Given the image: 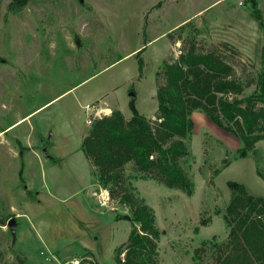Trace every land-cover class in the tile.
I'll return each mask as SVG.
<instances>
[{
	"label": "rangeland",
	"instance_id": "rangeland-1",
	"mask_svg": "<svg viewBox=\"0 0 264 264\" xmlns=\"http://www.w3.org/2000/svg\"><path fill=\"white\" fill-rule=\"evenodd\" d=\"M9 1L0 0V264H57L83 254L114 264L131 228L120 216L130 210L108 190L103 195L82 151L88 119L106 108L129 118L131 100L154 117L155 71L183 47L179 32H168L186 21L185 43L196 30L198 50L217 49L251 82L249 92L264 68V0H29L17 11ZM194 112L180 159L191 194L158 182L155 171L124 165L132 198L154 212L159 264H218L227 181L264 197L257 174H264V140L238 157V137Z\"/></svg>",
	"mask_w": 264,
	"mask_h": 264
},
{
	"label": "trees",
	"instance_id": "trees-1",
	"mask_svg": "<svg viewBox=\"0 0 264 264\" xmlns=\"http://www.w3.org/2000/svg\"><path fill=\"white\" fill-rule=\"evenodd\" d=\"M28 2L10 0L8 9L17 11ZM188 24L186 21L168 32H179L183 47L176 58L165 60L155 71V116L143 115L131 100L129 118L117 108L91 117L81 142L98 184L108 190L110 198L118 196L120 203L129 206L130 214L120 218L129 220L131 228L126 240L115 248L114 264H159L154 212L147 204L135 202L124 185L126 163L132 162L144 174L155 171L158 182L189 195L193 183L180 159L188 154L186 139L192 134L193 111L204 112L213 123L238 137V157L254 153L256 143L264 140V68L254 73V87L245 93L251 82L240 79L217 49L198 50L196 30L185 43L180 33ZM138 61L141 68L142 59ZM160 78L164 81L159 82ZM257 174L264 179L259 170ZM227 186L231 196L222 217L228 233L224 241L216 243V261L264 264V197L250 194L237 181L229 180Z\"/></svg>",
	"mask_w": 264,
	"mask_h": 264
},
{
	"label": "built area",
	"instance_id": "built-area-1",
	"mask_svg": "<svg viewBox=\"0 0 264 264\" xmlns=\"http://www.w3.org/2000/svg\"><path fill=\"white\" fill-rule=\"evenodd\" d=\"M96 116V115H93ZM92 116V117H93ZM91 122V118L88 119ZM59 264H96V259L90 254H83L81 256H74L64 261L58 262Z\"/></svg>",
	"mask_w": 264,
	"mask_h": 264
},
{
	"label": "water",
	"instance_id": "water-1",
	"mask_svg": "<svg viewBox=\"0 0 264 264\" xmlns=\"http://www.w3.org/2000/svg\"><path fill=\"white\" fill-rule=\"evenodd\" d=\"M131 97L134 98V94L131 92ZM7 225L9 226V228L11 229V232L14 233L15 232V219L14 218H10L7 221Z\"/></svg>",
	"mask_w": 264,
	"mask_h": 264
},
{
	"label": "bare ground",
	"instance_id": "bare-ground-1",
	"mask_svg": "<svg viewBox=\"0 0 264 264\" xmlns=\"http://www.w3.org/2000/svg\"><path fill=\"white\" fill-rule=\"evenodd\" d=\"M99 112H103V113H106L108 114L109 113V110L106 108V109H103V110H100ZM107 191L105 189H103V195H105ZM105 197V196H104Z\"/></svg>",
	"mask_w": 264,
	"mask_h": 264
},
{
	"label": "crops",
	"instance_id": "crops-1",
	"mask_svg": "<svg viewBox=\"0 0 264 264\" xmlns=\"http://www.w3.org/2000/svg\"><path fill=\"white\" fill-rule=\"evenodd\" d=\"M194 114H199V113H195V112L193 111V112L191 113V116H192L191 118H193V115H194ZM192 133H193V129H192ZM58 262H59V261L56 260V263H57V264H59Z\"/></svg>",
	"mask_w": 264,
	"mask_h": 264
}]
</instances>
